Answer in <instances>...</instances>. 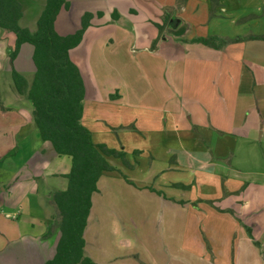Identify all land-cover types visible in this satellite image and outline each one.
Instances as JSON below:
<instances>
[{"label":"rangeland","instance_id":"rangeland-1","mask_svg":"<svg viewBox=\"0 0 264 264\" xmlns=\"http://www.w3.org/2000/svg\"><path fill=\"white\" fill-rule=\"evenodd\" d=\"M166 1L72 0L71 9L62 11L57 19L56 32L71 34L81 28L84 14L91 15L82 42L69 53L88 98L83 104L82 124L94 132V143L103 140L107 148L125 154V163H113L128 182L113 173L97 183L94 218L84 236L87 251L97 264H236L233 253L247 250L260 258L255 262L247 257V262L237 264H264V131L261 129L263 135H259L261 130H252L251 135L248 130L240 131L247 142L251 137L252 142L245 143L219 110L222 96L232 98L234 91L240 93L242 98L234 103L227 101L226 106L232 108L237 102L244 105L250 101L246 93L258 95L264 88V40L254 39L264 38V0H191L185 4L186 14H192L191 20L200 25L195 27L201 34L198 38L218 37V31H223L237 50L231 57L235 64L221 72L216 64L223 55L196 42L198 38L188 42L195 47L185 56L174 48L163 54L149 52L162 36L170 34L156 25L158 37L147 43L154 32L157 34L152 16L155 18L161 5L170 4ZM44 4L45 0H26L21 25L33 29ZM183 5L177 3L175 12L182 11ZM219 16H223L222 27L214 23ZM148 19L154 28L144 24ZM170 35L177 40L194 34L177 31ZM14 42L8 31L0 38V60H7L4 67L9 69ZM186 43L175 42L176 49ZM231 45L228 48H234ZM25 47L22 58L31 49ZM26 60L28 68H33L31 60ZM232 72L239 75L240 84L234 75L224 82ZM251 75L255 80L250 81ZM2 79L0 76V90ZM257 100V112L264 114L259 95ZM196 109L203 112L200 123L196 122ZM180 112L184 121L179 120ZM217 122L224 124L219 132L214 129ZM197 136L200 142L196 145ZM235 144L234 168L220 173L184 160L194 149L205 151L207 146H215L231 152ZM25 157L19 153L17 160L6 158L0 163V174L17 171ZM35 161L30 162L34 174ZM34 180L39 190H46L44 183ZM10 191L9 201L14 203L20 193ZM50 213L54 214L52 208ZM3 215L0 212V217ZM253 231L259 234L256 241ZM47 239L0 237V264H42L53 255L56 244L55 239ZM245 239L252 241V248ZM227 252L230 258L221 257Z\"/></svg>","mask_w":264,"mask_h":264},{"label":"trees","instance_id":"trees-1","mask_svg":"<svg viewBox=\"0 0 264 264\" xmlns=\"http://www.w3.org/2000/svg\"><path fill=\"white\" fill-rule=\"evenodd\" d=\"M63 8H69V0H45L34 28L30 29L21 25L24 11L19 0H0V29L15 37L9 55L12 84L16 94L31 104V117L41 142L48 144L56 156L70 161L64 188L50 193L54 214L47 235L58 230L59 237L53 257L44 264H94L85 254L84 239L93 196L98 192L99 179L105 175L118 173L126 180L112 164L115 160L125 163V154L94 143L91 132L82 124L85 89L69 53L82 42L91 15H83L79 30L60 35L55 22ZM228 41L219 37L196 39L215 49H221ZM24 44L32 47L34 73L29 82L12 67Z\"/></svg>","mask_w":264,"mask_h":264},{"label":"crops","instance_id":"crops-1","mask_svg":"<svg viewBox=\"0 0 264 264\" xmlns=\"http://www.w3.org/2000/svg\"><path fill=\"white\" fill-rule=\"evenodd\" d=\"M19 1L22 4L23 11L25 13L24 3L26 0H19ZM27 1H33V0H27ZM71 1L72 0H69V8L68 9L63 8L60 11V13L62 11L68 12L69 9H71L72 6ZM180 1L184 3V5L182 6L183 7L182 11L176 13L175 8L177 3H179ZM189 1L191 0H167L165 3H170V4L161 5V7L157 9L156 12L154 13L155 18L152 16L153 18L152 21H155L153 23L155 28L157 29L156 25L157 26L159 25L158 29L159 30L161 29L162 32L164 31V33L166 31H170V34L172 33L174 34L177 31H181L182 34L184 33V34H190V35L194 34V35L190 37V39L186 37L187 40L185 39V37L184 38L179 37L177 38V40H175L170 34L166 33V35L162 36V39H160V41L156 43L155 47L152 48V50L149 48V52L153 54H160V53L163 54V52L166 51L167 49L173 51L174 48L179 55L185 56L186 55L185 53H187L190 50H193L192 48H194L195 45L189 43L192 42L195 38L201 37V34L200 32L197 33L195 30V27L197 26L200 27V25H196L191 20L192 14L191 15L186 14L185 4H187V2ZM223 13H227V11ZM192 17H194V15ZM222 18L223 16L218 18V21L216 20L214 23L222 27V25L224 24V22L221 21ZM162 19L165 22L163 23V25H160L159 23H162L161 22ZM149 21H151V19H148V22H144V24H146V26H148L149 28L150 27L154 28V26ZM56 23L57 20L55 22V26ZM158 29H157V34L156 32H154L152 37L150 39H147L148 44H151L152 43L151 40H155L158 37ZM218 33H219V35H217L218 37L224 38L223 31H218ZM4 34H6V31L2 32L0 29V38H2V35ZM68 34L70 33H62L60 35H68ZM169 40L171 41V44L167 43ZM175 42H187V43L182 44L181 50H177L176 49L177 43L175 44ZM187 44L190 45V47H188ZM231 44L233 43H228L222 46L221 49H212L222 54L224 58L225 55L228 56L227 58H225L227 61L222 57L223 60L221 59L216 64L219 72L224 71L225 67H228L230 69V66L235 64L231 57L235 56L234 52H236L237 50ZM229 45H231L234 48H228ZM25 46H27V44H24L20 47V50L17 56L15 57L12 66L15 69V71L19 72L29 82L34 73V66L32 68L31 67L32 65L30 64L31 66H29L28 68V64H27L28 60L26 59L29 58V60H31L32 47L31 49H28L26 56L22 58V52L23 50H25L24 49L26 48ZM146 46H144L145 48L143 49H148ZM23 62L25 63V66L22 68ZM171 62H173L172 63L173 66H176L175 60ZM210 62H212V60H210ZM7 63H8L7 60H5L4 62L3 60L2 61L0 60V76L3 78L1 84H4V87L0 90V163L4 162L5 159L8 157L14 158L13 160H17V156L19 153L27 157L24 158V162H23V164L26 163L25 166H23L22 164L17 171H13L4 176L0 174V196L1 197L6 196L3 197L5 198V200H3L2 202L0 201V212L4 214L3 216L0 217V237H35V239L39 242L40 241L42 242L45 239H47L44 237H48V238H53L52 240L55 239L57 242V239L59 237L58 230H54L52 234L47 235V229L51 224V220H52L51 218L53 216L50 213V209L51 208L53 209L52 205L49 203L50 193L55 189L64 188L66 184L64 175H66L69 172L70 161L66 157L56 156L48 144L41 142L38 136L37 129L31 117V110H32L31 104L25 97L18 96V94H16L12 84L11 69H9L8 67H4L6 66ZM257 67L258 70H260L259 69L260 65H257ZM4 68L6 69L4 70ZM234 73L235 72H232L227 77H225L224 82L229 81V76L234 75L236 76L234 81L235 82L238 81L237 83L240 84L241 79L239 81L240 78L239 75H235ZM25 74L26 75L28 74L30 78H27ZM241 75H243L245 78L249 76L248 73H242ZM218 77L219 76H217V78L214 77L216 79V82H218ZM215 79L212 80L213 82L212 85H214ZM253 80H255V77L251 75L250 81ZM217 87L218 85L216 83L215 90H217ZM226 91L228 92V94H231L229 92H232L229 89H227ZM246 94L249 96L250 101L244 105H240V102H237L235 104H238L240 106L233 104L232 108H228L226 106L227 101H229L230 103V101L233 100L234 103L235 100L237 101L239 98H242L240 96V93H236L234 91L232 93L233 95L232 98L229 97L226 98L225 96H222L224 97L221 99L222 107L219 109L222 112L220 114L223 117L224 116L227 117V120L230 123L229 126L230 125L232 126V127L230 126L232 132H234L236 136L238 135V137L240 136V131L248 130L250 132V135L252 130L256 131L262 129L264 131V116H263L264 114L263 112L261 113L257 112V109H259V107H257L258 95H259V105L261 104L263 106L264 104V88L260 89L258 95L253 91H251V93H246ZM107 97L108 94H106V98H105V100L108 101L109 99H107ZM87 99H88L87 96H85L83 104L86 103ZM195 113L197 114L196 122L200 123V120L203 119L202 118L203 112L196 109ZM178 116H179V120L184 121L183 112H180ZM235 122L237 124H234ZM215 126L216 127L214 129L217 132H219V129L223 127L224 124L222 122L221 123L217 122ZM85 127L91 132L93 136L94 132H92L90 127L88 125ZM262 130L259 135H263ZM212 137L210 139H213ZM190 138L192 139V137ZM246 139L247 137L242 138V140H244L245 143L252 142L251 137H249L248 142L246 141ZM199 140L200 139L197 136L195 140L196 145L198 144V142H200ZM235 140L237 141L238 139L236 138ZM98 143L107 146V144L103 140H101ZM235 147L236 144L234 145V148L231 150V152L218 149L215 146H211V148L207 146V149L205 151L194 149L189 154H185L184 160L192 163L200 164L208 170L220 173L225 171V169L234 168L233 161L235 156ZM261 153L264 156V149H262ZM228 154H230L231 156L227 157ZM231 157L232 160H230ZM33 159H35L36 160L35 162L37 163L34 164V166L36 167L35 169L36 174L33 173V167L30 168L32 165L30 162ZM184 160L182 158L180 161H184ZM28 162L30 163V165ZM112 164L114 165L113 162ZM110 175H105L103 177ZM4 178H6V180H4ZM34 178L44 183L46 190H43V187L42 189L39 190L38 186L36 185L37 181L34 180ZM10 186L13 187L10 188ZM9 188L10 190L13 189V192L17 190L20 193L18 195L20 197H17L14 203L9 201V198L12 194ZM93 208L94 205L92 203V208L90 211L87 228L93 222L92 221L94 218ZM231 223H233V221H231ZM87 228L85 229L84 236L87 231ZM253 235H254L253 238L256 241L257 240L256 237H258L259 234L258 236H256V232L253 231ZM48 240L49 239L45 240V242H47ZM245 242L251 248L253 247L252 241L250 239H245ZM87 250H88V244L86 243L85 246L86 256L89 257L94 262V264H97V262L90 257V253ZM54 253H55V248L53 251V255ZM53 255L49 257L47 260L51 259ZM221 257L230 258V253L227 252L226 256H221ZM247 257H249V259L253 258L255 262L257 261L258 258H260L259 255H257V253L249 252L247 250L246 251L238 250L237 252H234L232 255L233 262L236 264L240 262H247L248 261L246 260ZM46 261H44L42 264H44ZM112 263L113 262L108 261V263L106 264H112Z\"/></svg>","mask_w":264,"mask_h":264}]
</instances>
